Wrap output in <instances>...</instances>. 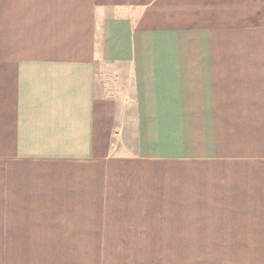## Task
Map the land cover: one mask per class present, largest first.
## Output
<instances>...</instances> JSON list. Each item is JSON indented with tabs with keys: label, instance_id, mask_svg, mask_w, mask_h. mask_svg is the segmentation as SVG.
Segmentation results:
<instances>
[{
	"label": "crops",
	"instance_id": "0c3cea01",
	"mask_svg": "<svg viewBox=\"0 0 264 264\" xmlns=\"http://www.w3.org/2000/svg\"><path fill=\"white\" fill-rule=\"evenodd\" d=\"M109 3L0 0V264H250L264 0Z\"/></svg>",
	"mask_w": 264,
	"mask_h": 264
},
{
	"label": "rangeland",
	"instance_id": "374dc122",
	"mask_svg": "<svg viewBox=\"0 0 264 264\" xmlns=\"http://www.w3.org/2000/svg\"><path fill=\"white\" fill-rule=\"evenodd\" d=\"M112 0H107V4H110ZM108 83L106 94L108 96L109 104L113 106L116 104L118 110L126 107L130 112L134 109V89L133 83L131 82L130 76L124 73L122 75H113L108 76ZM124 109L122 110V112ZM124 116H122L123 118ZM260 222V224L258 223ZM250 234H264V218L259 220H251V225L248 228ZM188 230V228H187ZM204 234L208 233H223L227 231L226 228L220 227H211L207 228L208 231H204L201 228ZM200 246L201 250H206L207 247L210 248L213 244H187V246ZM207 246V247H206ZM249 261L250 264H264V243H249ZM194 249V248H193ZM208 249V248H207Z\"/></svg>",
	"mask_w": 264,
	"mask_h": 264
}]
</instances>
